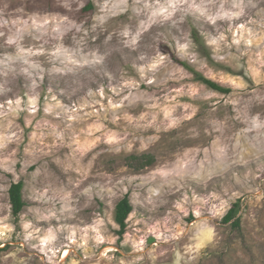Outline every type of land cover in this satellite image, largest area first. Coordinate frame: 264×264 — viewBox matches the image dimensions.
<instances>
[{"label":"clouds","instance_id":"1","mask_svg":"<svg viewBox=\"0 0 264 264\" xmlns=\"http://www.w3.org/2000/svg\"><path fill=\"white\" fill-rule=\"evenodd\" d=\"M253 207L264 0H0V264H264Z\"/></svg>","mask_w":264,"mask_h":264},{"label":"trees","instance_id":"2","mask_svg":"<svg viewBox=\"0 0 264 264\" xmlns=\"http://www.w3.org/2000/svg\"><path fill=\"white\" fill-rule=\"evenodd\" d=\"M12 199H13V202L17 205V208H19V206H20L19 203H18L19 197H18V195L16 193L15 187L12 190ZM116 212H117L118 216L120 214H123L125 212V205L124 204H118L116 206ZM228 215L230 216L231 213H228ZM225 219H227V216H225Z\"/></svg>","mask_w":264,"mask_h":264},{"label":"rangeland","instance_id":"3","mask_svg":"<svg viewBox=\"0 0 264 264\" xmlns=\"http://www.w3.org/2000/svg\"><path fill=\"white\" fill-rule=\"evenodd\" d=\"M251 215H252L253 218H256V217H259V216H264V207H253L251 209Z\"/></svg>","mask_w":264,"mask_h":264}]
</instances>
